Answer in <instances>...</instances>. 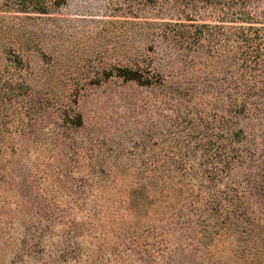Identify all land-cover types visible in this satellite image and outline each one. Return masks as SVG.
Segmentation results:
<instances>
[{"label": "rangeland", "instance_id": "rangeland-1", "mask_svg": "<svg viewBox=\"0 0 264 264\" xmlns=\"http://www.w3.org/2000/svg\"><path fill=\"white\" fill-rule=\"evenodd\" d=\"M152 1L0 40V264H264V0Z\"/></svg>", "mask_w": 264, "mask_h": 264}, {"label": "trees", "instance_id": "trees-1", "mask_svg": "<svg viewBox=\"0 0 264 264\" xmlns=\"http://www.w3.org/2000/svg\"><path fill=\"white\" fill-rule=\"evenodd\" d=\"M68 0H0V40L10 35L17 21H31L33 15H46L50 11L59 9L67 4ZM146 4L151 0H144ZM157 5L164 6L169 0H153ZM152 1V2H153ZM184 4L185 7L195 4L219 7L223 2L232 5L233 0H175ZM231 2V3H229ZM1 43V42H0ZM22 48V47H20ZM9 47H3V50H10Z\"/></svg>", "mask_w": 264, "mask_h": 264}]
</instances>
